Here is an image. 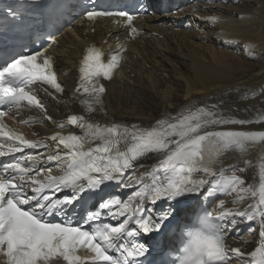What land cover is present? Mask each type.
I'll return each mask as SVG.
<instances>
[{
    "label": "snow or ice",
    "instance_id": "obj_1",
    "mask_svg": "<svg viewBox=\"0 0 264 264\" xmlns=\"http://www.w3.org/2000/svg\"><path fill=\"white\" fill-rule=\"evenodd\" d=\"M126 16L124 12L110 13L89 11L86 17L93 20L98 16ZM132 17H127L131 26ZM215 22L217 18H210ZM137 29L131 27L130 34ZM82 66L79 69V84L75 94H87L89 99L81 103L87 105L88 115H73L67 123L81 129L83 135H61L59 132L48 138L57 151L42 159L43 153L33 154L26 149H47L49 144L41 140H29L16 129L4 123V117L13 110L29 107L39 110L44 117L48 116L44 103L38 97V90L43 89L49 95L62 94L63 86L58 82L53 69V57L46 50L29 54L27 50L14 56L0 60V157H9L7 162L0 161V257L3 264H47L54 256L61 257L66 264H83L77 256V250L84 246L94 255L90 264H143L149 249L139 241L141 234L159 232L169 213L159 216L145 215L144 203L155 204L161 199L177 201L178 198L197 193L208 183L204 179L193 182L185 173L191 174L195 165L203 159L201 145L205 141L217 144L216 155L230 150L244 152L249 146L264 142V130H226L204 131L214 125H248L258 123L264 125V115L251 119H235L217 111L198 108L182 117L157 121L151 128L102 124L91 118L96 111L103 110L102 96L104 86L93 77L101 74L110 78L118 65L114 55L107 65L101 64V53L89 48L86 50ZM96 71H89L93 67ZM103 68L101 73L100 69ZM54 90V91H52ZM99 106V107H97ZM55 123V122H53ZM64 124L58 127L63 128ZM176 137L177 139H172ZM99 141L100 143H93ZM11 142V143H8ZM60 145L63 150L61 154ZM174 145V147H170ZM16 153L21 155L16 156ZM157 154L164 158L149 173L151 183H143L139 191L127 201L109 198L102 201L99 208L107 209V215L113 219L127 214V218L119 224H98L88 227L91 222L101 217V211L89 210L83 219L74 221L69 216L71 206L86 191H96L105 182L124 183L126 170L135 166L134 162L148 154ZM209 163H212L210 159ZM142 166V165H141ZM59 172L54 175L53 172ZM163 170L164 179L156 174ZM243 171V169H239ZM209 175H216L214 169L204 166ZM132 180L131 177L128 178ZM140 183L141 181H135ZM244 181L233 172L225 175L221 170L219 178L209 188L214 192L231 195L236 193L232 201L236 207L226 208L225 201H219V211L205 212L199 220L200 227L186 231L187 243L181 249L179 264H231V257L236 264L244 259L246 253L240 247H229L221 221L227 217L246 218L248 221L259 219V246L247 253L250 260L245 264H264V171L260 176L259 188L242 187ZM131 187V182L124 183ZM70 189L73 193L64 199H54L55 192ZM250 193L254 201L246 208L239 204ZM135 205V206H133ZM114 206L118 211L113 212ZM55 217H62L57 220ZM135 227H129V225ZM112 253H116L113 255Z\"/></svg>",
    "mask_w": 264,
    "mask_h": 264
},
{
    "label": "bare ground",
    "instance_id": "obj_2",
    "mask_svg": "<svg viewBox=\"0 0 264 264\" xmlns=\"http://www.w3.org/2000/svg\"><path fill=\"white\" fill-rule=\"evenodd\" d=\"M188 3L181 1L182 5ZM190 4V8L182 13L191 23L188 30L176 31L174 25L169 26L167 22L162 26L151 22L144 25L151 37L131 46L130 62L107 85V95L100 113V120L104 123L115 122L129 129L133 125L151 128L157 121L175 122L173 117H182L198 108L253 121L264 115V0H191ZM208 17L217 19L211 22ZM114 32L115 28L105 23L98 26L93 35L85 34L80 29L77 31L79 37L70 34L62 38L58 66L65 93L62 97L44 93L51 120L41 121L42 128L36 129L33 135L49 144L48 155L55 154L57 149L43 138L63 130L58 125L69 114L81 111L74 100L73 91L77 62L84 48L92 41H109V34ZM64 130L69 131V128ZM226 130H264V125L255 122L243 126L214 125L200 134ZM201 146L207 158L204 162L197 157L199 162L189 178L193 182L204 179L208 183L199 192L185 195V204L181 205L184 219H189L191 211L199 204L209 206V188L219 178L221 170L225 175L233 172L240 175L245 188H256L264 171V142L251 145L244 152L230 150L220 155H216L219 149L214 142L205 141ZM163 158L148 154L138 164V169L125 178L124 183L131 182L132 186L125 187L121 183L115 188L128 200L143 183H149V173ZM210 159L212 163H209ZM204 166L214 169L216 175L206 173ZM137 180L141 182H135ZM195 194H198L197 198ZM214 195L219 197L210 207L214 215L223 211L219 207L220 200L225 201L226 208L236 207L232 203L236 193L214 192ZM243 195L245 200L238 205L240 209L254 201L250 193ZM247 223H250V227L244 231ZM222 225L226 234L231 235L228 246L242 247L246 253L244 259L239 261L245 264L246 260H250L247 253L259 246V219L248 221L230 216L222 221Z\"/></svg>",
    "mask_w": 264,
    "mask_h": 264
},
{
    "label": "rangeland",
    "instance_id": "obj_3",
    "mask_svg": "<svg viewBox=\"0 0 264 264\" xmlns=\"http://www.w3.org/2000/svg\"><path fill=\"white\" fill-rule=\"evenodd\" d=\"M249 6H252V5H249ZM245 184L242 185V187H244Z\"/></svg>",
    "mask_w": 264,
    "mask_h": 264
}]
</instances>
